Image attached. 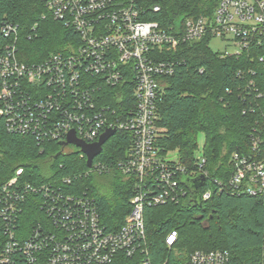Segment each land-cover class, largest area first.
<instances>
[{
    "label": "built area",
    "instance_id": "2783aa9c",
    "mask_svg": "<svg viewBox=\"0 0 264 264\" xmlns=\"http://www.w3.org/2000/svg\"><path fill=\"white\" fill-rule=\"evenodd\" d=\"M44 2L55 21L76 33L78 43L43 61L26 63L19 53L20 25L5 22L0 27V120L7 134L30 137L39 147L58 142L66 154L78 149L86 170L35 184L22 182L19 169L0 184V225L6 238L0 264H229L227 250L181 251L176 247L177 230L166 236L162 256L152 247L146 210L191 197L185 179L208 178L203 154L196 156V169L171 154L161 155L158 102L165 80L180 64L170 54L181 45L209 41L210 47L218 41L223 51L210 48L234 58L261 45L264 0H220L211 15L182 18L179 24L146 20L161 10L149 0ZM126 83L133 89L127 107L107 104L105 87ZM107 130L130 134L125 158H100L105 144L89 168L80 148L65 145L72 131L92 145ZM260 153L259 141L253 138L250 153H233L234 171L228 181L215 180L214 185L220 191L264 199ZM112 174L126 179L132 190L130 210L114 227L104 221L93 189L75 184L78 178ZM211 198L212 188L201 191L202 203ZM27 213L33 214L30 228L22 225Z\"/></svg>",
    "mask_w": 264,
    "mask_h": 264
},
{
    "label": "trees",
    "instance_id": "16d2710c",
    "mask_svg": "<svg viewBox=\"0 0 264 264\" xmlns=\"http://www.w3.org/2000/svg\"><path fill=\"white\" fill-rule=\"evenodd\" d=\"M219 2L149 0L161 10L145 19L166 24L211 15ZM5 22L20 25L19 53L26 63L43 61L49 54L66 52L78 43L72 29L48 14L44 0H0V27ZM170 57L180 64L165 80V92L158 102L161 131L157 147L163 157L175 153L184 166L196 169L198 137L204 134L202 154L208 178L201 191L212 188V198L196 204L188 196L178 204L146 210L152 247L162 256L167 251L166 236L177 230L176 247L186 254L220 249L229 251V264H264V199L220 191L213 183L228 181L234 171L233 153H250L253 138L259 141L264 160V38L261 45L241 58L223 57L209 47V41L183 44ZM105 92V102L113 108L127 107L133 100L130 83L105 87ZM130 146V134L119 131L106 143L100 158L123 159ZM79 154L78 149L66 154L58 142L39 147L30 137L9 135L0 120V184L19 169H23L22 182L27 183L74 176L86 170ZM75 184L93 189L107 225L123 222L132 197L126 179L117 174L92 175L78 178ZM32 215L23 217L24 227L32 226ZM5 241L0 225V251Z\"/></svg>",
    "mask_w": 264,
    "mask_h": 264
},
{
    "label": "water",
    "instance_id": "95a60500",
    "mask_svg": "<svg viewBox=\"0 0 264 264\" xmlns=\"http://www.w3.org/2000/svg\"><path fill=\"white\" fill-rule=\"evenodd\" d=\"M181 20L178 21V24ZM115 130H107L103 136L101 137L100 141L96 144L88 145L83 141L79 140L75 132L72 131L69 136L68 140L65 145H75L76 147L80 148V150L88 157L87 165L91 168L92 163L96 157H98L102 150L103 146L109 141V139L115 134ZM184 184L188 187L191 196L195 203L201 202V189L206 184V177L204 175H199L194 179H185Z\"/></svg>",
    "mask_w": 264,
    "mask_h": 264
},
{
    "label": "rangeland",
    "instance_id": "374dc122",
    "mask_svg": "<svg viewBox=\"0 0 264 264\" xmlns=\"http://www.w3.org/2000/svg\"><path fill=\"white\" fill-rule=\"evenodd\" d=\"M210 47L214 51H223L224 50V46L221 45L220 43H218V41H213L212 43H210ZM204 144H205V135L204 134H200L199 137H198V150L196 151V156L197 157L202 156V151H203ZM171 158L175 159L176 158V154L172 153L171 154Z\"/></svg>",
    "mask_w": 264,
    "mask_h": 264
}]
</instances>
